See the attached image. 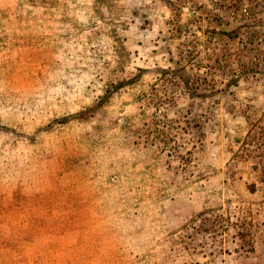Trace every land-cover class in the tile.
Here are the masks:
<instances>
[{"label": "rangeland", "instance_id": "374dc122", "mask_svg": "<svg viewBox=\"0 0 264 264\" xmlns=\"http://www.w3.org/2000/svg\"><path fill=\"white\" fill-rule=\"evenodd\" d=\"M0 264H264V0H0Z\"/></svg>", "mask_w": 264, "mask_h": 264}]
</instances>
